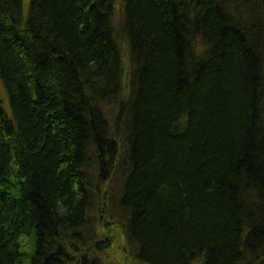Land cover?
<instances>
[{"label": "trees", "instance_id": "trees-1", "mask_svg": "<svg viewBox=\"0 0 264 264\" xmlns=\"http://www.w3.org/2000/svg\"><path fill=\"white\" fill-rule=\"evenodd\" d=\"M122 4L0 0V264H264V0Z\"/></svg>", "mask_w": 264, "mask_h": 264}, {"label": "rangeland", "instance_id": "rangeland-1", "mask_svg": "<svg viewBox=\"0 0 264 264\" xmlns=\"http://www.w3.org/2000/svg\"><path fill=\"white\" fill-rule=\"evenodd\" d=\"M114 8H115V12H116V21L121 20L120 18V12L122 10V0H114ZM121 38H119L120 42H121ZM112 186V185H111ZM113 187V186H112ZM114 188V187H113ZM111 190V189H110ZM104 201L105 198L103 197ZM109 205H113V203L109 202ZM101 203L98 204V206H100ZM116 206L110 207L108 210L111 213V216H105L104 218L101 219V217H97L96 221H93V228H94V232L95 235L100 239V240H104L107 241V238H110L111 240L109 241L108 246H110L107 250H105V257L110 261H107L108 264H141V263H136L134 262L131 257L128 254H124L122 252H120L121 250L125 249V245H123L124 243V236L122 234V230H121V224L118 223V218L115 217L116 215ZM107 210V211H108ZM116 211V212H115ZM105 215H107L106 212H104ZM104 232V235H101V233ZM106 238V240H105ZM122 243V245H121ZM100 246H103V243L100 241ZM122 259L121 261H119V259L116 262L117 257H121Z\"/></svg>", "mask_w": 264, "mask_h": 264}, {"label": "bare ground", "instance_id": "bare-ground-1", "mask_svg": "<svg viewBox=\"0 0 264 264\" xmlns=\"http://www.w3.org/2000/svg\"><path fill=\"white\" fill-rule=\"evenodd\" d=\"M114 13H115V15H116L115 8H114ZM115 17H116V16H115ZM114 21H115V19H114Z\"/></svg>", "mask_w": 264, "mask_h": 264}]
</instances>
